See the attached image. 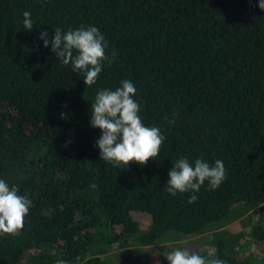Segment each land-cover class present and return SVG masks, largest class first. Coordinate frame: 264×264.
I'll return each instance as SVG.
<instances>
[{
	"label": "trees",
	"instance_id": "obj_1",
	"mask_svg": "<svg viewBox=\"0 0 264 264\" xmlns=\"http://www.w3.org/2000/svg\"><path fill=\"white\" fill-rule=\"evenodd\" d=\"M258 3L0 0V179L32 201L20 234L0 235V264H169L175 250L164 244L180 239L189 240L184 250L206 258L207 247L227 264H264ZM24 11L31 30L23 27ZM81 26L97 27L106 54L116 52L91 86L51 50L57 27ZM124 79L136 87L144 125L165 137L144 165L101 159V129L90 124L97 90H115ZM180 158L193 166L197 158L222 160L227 177L216 189L205 181L189 204L191 192L166 191ZM236 219L238 229L224 226ZM132 244L154 246V254L128 249Z\"/></svg>",
	"mask_w": 264,
	"mask_h": 264
},
{
	"label": "clouds",
	"instance_id": "obj_2",
	"mask_svg": "<svg viewBox=\"0 0 264 264\" xmlns=\"http://www.w3.org/2000/svg\"><path fill=\"white\" fill-rule=\"evenodd\" d=\"M258 7L264 10V0H259ZM23 27L31 30L33 21L31 13L24 11ZM48 32L40 33L43 46L48 47ZM107 41L101 31L95 26H81L64 32L59 27L54 30L51 39V50L60 59L62 65H71L74 72L84 74V84L94 85L107 60L112 64L116 58L113 51L111 58L106 54ZM136 87L132 81L121 80L115 90H97L95 101L91 104L92 127L101 129V135L96 141L100 150V158L108 163L128 165L135 161L146 164L150 158L158 156L165 139L158 127H148L138 115L139 103L133 99ZM175 115V114H173ZM175 123L174 120L170 121ZM166 191L175 196L177 192H191L188 203H194L195 195L200 187L208 182L212 189L218 188L227 177V170L222 160L214 164L197 158L193 164L187 158H180L168 172ZM95 188L96 185H91ZM18 186L9 185L0 179V235H19L24 227L25 217L32 206V201L25 195L18 194ZM209 257L198 252L175 250L166 258L169 264H227V261L215 258V249L204 248ZM56 264H69L64 259H58Z\"/></svg>",
	"mask_w": 264,
	"mask_h": 264
},
{
	"label": "rangeland",
	"instance_id": "obj_3",
	"mask_svg": "<svg viewBox=\"0 0 264 264\" xmlns=\"http://www.w3.org/2000/svg\"><path fill=\"white\" fill-rule=\"evenodd\" d=\"M243 216H245V214L244 215L241 214V217ZM232 218H235V216L233 215ZM238 220L236 219V220L229 221L224 226L227 227L231 225L234 229H238L239 228ZM210 237H211V228L205 233L199 235L198 239L200 240L201 243H206L209 241ZM246 239H249V235L246 236ZM188 244H189L188 239H180V240H173V241L170 240L164 244V247L166 248V250L173 249V250L183 251ZM128 249H132L134 251L136 250L141 251L142 255L143 254L148 255L150 258L154 254L155 247L154 246H141L139 244H132L128 247Z\"/></svg>",
	"mask_w": 264,
	"mask_h": 264
}]
</instances>
